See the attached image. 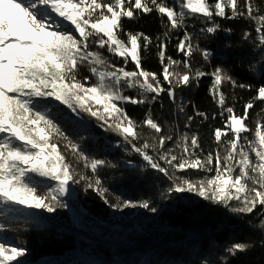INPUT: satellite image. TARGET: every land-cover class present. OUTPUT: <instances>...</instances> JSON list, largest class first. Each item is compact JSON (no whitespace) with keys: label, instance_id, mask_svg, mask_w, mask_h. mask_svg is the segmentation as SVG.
I'll use <instances>...</instances> for the list:
<instances>
[{"label":"snow or ice","instance_id":"obj_1","mask_svg":"<svg viewBox=\"0 0 264 264\" xmlns=\"http://www.w3.org/2000/svg\"><path fill=\"white\" fill-rule=\"evenodd\" d=\"M226 9H230V15ZM154 10L167 18L165 38L172 30H184L176 44L177 51L183 53L182 60L166 56L167 39L158 40L157 55L162 68L159 74L142 67L141 50L149 49L151 37L125 31L127 39L121 38L124 18L132 21L139 14ZM254 12L259 13V9L252 0H243V5L241 0H171V3L169 0H0V210L23 213L42 209L53 213L57 206H64L60 198L69 193L70 182L81 180L86 181L85 190L93 188L101 198L107 192L96 175L97 170L115 165L102 159L89 160L50 114L36 107L39 98L57 101L76 116L87 113L102 126L106 125V131L122 137L148 166L171 181L165 196L194 193L232 213L250 215L259 208L264 214V120L258 121L254 130L246 124L249 110L257 102L264 103V85L243 106V114H237L233 106L226 104L222 83L246 90L252 86L237 84L222 67H214L211 72L193 70L190 58L194 53L199 52L205 61L211 59V53L200 49L198 44L193 45V33L186 30V22L191 19H200L207 25L200 29L202 34H215L220 25L214 18H247L255 21L257 43L264 46V14L253 15ZM53 13L70 26L57 22ZM244 38L249 39V34L245 33ZM93 47L122 58L123 66H116L100 51L92 50ZM130 62L134 64L133 70H127ZM85 63L95 77L91 83L88 77L78 79L80 67ZM206 76L211 77L209 93L224 120L221 128L214 129L215 149L206 154L197 134L184 132L174 138L165 134L150 114L137 122L123 106L151 104L161 94L175 103L177 88L186 89L193 82L199 87L200 80ZM126 89H135L139 97L125 95ZM179 112H184L183 103ZM195 116L209 119L198 109ZM193 119L194 116H187L185 128L190 127ZM143 128L151 130V142L144 137ZM250 132L252 139L246 135ZM57 137L66 142L65 147L86 168L90 167L96 176L94 184L83 174L74 175L72 164L58 147ZM141 139L143 143H138ZM169 141L174 142L175 149L167 146ZM149 149L156 155H150ZM188 170L205 175L197 179L177 175ZM41 187L46 190L41 191ZM137 206L153 213L157 211L147 200L138 205L131 201L118 202L113 207ZM260 223L264 227V216ZM4 227L0 224V231ZM250 247L238 242L226 251L235 257ZM25 255V249L6 246L0 241V264H24L20 258Z\"/></svg>","mask_w":264,"mask_h":264},{"label":"trees","instance_id":"obj_2","mask_svg":"<svg viewBox=\"0 0 264 264\" xmlns=\"http://www.w3.org/2000/svg\"><path fill=\"white\" fill-rule=\"evenodd\" d=\"M252 2L259 9V13L254 12L253 15L264 14V0ZM226 12L230 15V9H226ZM214 20L220 25L215 34H202L200 29L207 25L200 19L186 22V30L193 33V45L198 44L200 49L211 53L209 61H205L199 52L194 53L190 58L191 66L193 70L201 68L207 72H211L214 67H222L237 84L251 85L252 89L246 90L233 88L227 82L222 83L227 106H233L236 113L242 115L243 106L256 95V89L264 85V46L257 43L255 21L241 17H216ZM167 23V18L161 17L155 10L149 14L141 13L132 21L127 18L122 20L124 31L121 32V38L127 39L125 31L141 32L152 38L149 49L141 50L142 67L145 70L158 74L162 71L157 55L158 40L167 39L166 56L176 60L183 59V53L177 51L176 44L182 38L184 30H172L165 38ZM245 33L249 34L247 40L244 38ZM92 50L100 51L116 66H123L122 58L115 57L104 49L93 47ZM133 69L134 64L130 62L127 70ZM85 77L89 78V83L95 80L86 63L81 65L78 79L83 80ZM160 78L162 80V76ZM167 86L165 83L164 87ZM210 87L211 77L206 76L200 80L199 87L193 82L186 89L177 88L175 103L166 94H161L151 104L123 106L137 122H142L146 114H150L161 124L164 133L171 134L174 138L184 132L197 134L206 154L216 147L214 129L221 128L224 124L219 115L220 109L209 93ZM125 95L139 97L135 89H126ZM181 103L184 105L183 113L179 112ZM48 105L51 107H47ZM36 107L48 112L64 134L72 142L79 144L89 160L102 159L115 166L105 165L97 170L96 175L103 188L107 189L104 198L93 188L85 190L86 181L81 180L80 183L70 182L73 196L68 193L61 197L64 206H57L53 213L33 209L10 214L0 210V224L5 226L0 231V241L6 246L15 245L25 249L26 255L20 258L24 264H116L117 260L120 264H264V227L260 223L264 214L259 208L250 215L236 214L222 205L193 197L192 193L165 196L171 181L148 166L138 153L132 151L131 145L125 144L122 137L106 131V125L102 126L87 113L82 112L76 116L57 101L36 98ZM197 109L206 113L209 119L195 116ZM189 115L194 116V119L190 127L185 128ZM213 115L216 119H212ZM226 115L225 113V117ZM262 120L264 103L257 102L249 110L246 124L254 130L257 122ZM142 131L144 137L151 142V130L143 128ZM246 135L249 139L253 138L252 132ZM57 140L61 153L72 164L74 175L83 174L94 184L96 176L90 167L86 168L84 162L79 161L65 147L63 139L57 137ZM138 143H143V139ZM167 146L175 149L173 141H169ZM148 151L150 155H156L151 149ZM159 162L164 166L163 161ZM177 175L197 179L205 173L188 170L187 173ZM45 190L41 187V191ZM145 200L157 211L153 213L143 209L142 212L152 216L148 215L150 222L144 224L141 231L132 229V221L123 224L112 219L113 214L123 208L113 207L118 202L131 201L139 204ZM69 206L81 217V225L74 224ZM238 242L250 244L251 247L233 257L226 249Z\"/></svg>","mask_w":264,"mask_h":264},{"label":"rangeland","instance_id":"obj_3","mask_svg":"<svg viewBox=\"0 0 264 264\" xmlns=\"http://www.w3.org/2000/svg\"><path fill=\"white\" fill-rule=\"evenodd\" d=\"M53 18L55 20L57 19L60 22H63L65 25L66 24L69 25V22L63 21L62 18H60V17L55 16ZM69 193H71L69 195H72V196L74 194V191L71 188V184L69 185ZM192 194H193V197H198L194 193H192ZM199 198H201V197H199ZM233 203H235V202H233ZM80 211H81V213L83 212V210H80ZM142 211H143V208H140L138 206L137 207H130V208H122V210L113 214L112 219H114V221H117L118 223L121 222L123 224L126 223V221H130V222L132 221V223H131L132 229H136L137 231H141V229L143 228V225L148 224L150 222L149 216H152V214H147V213H144ZM9 213L11 214V212H9ZM69 214H70L71 218L73 219L75 225H81V222H82L81 217L70 206H69ZM80 257H82V256H80ZM144 258H147V257L144 256ZM116 262H117L116 264H120L119 260H117Z\"/></svg>","mask_w":264,"mask_h":264}]
</instances>
